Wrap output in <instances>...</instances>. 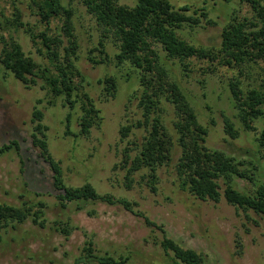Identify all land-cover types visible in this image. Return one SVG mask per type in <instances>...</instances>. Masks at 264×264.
<instances>
[{"label": "rangeland", "instance_id": "rangeland-1", "mask_svg": "<svg viewBox=\"0 0 264 264\" xmlns=\"http://www.w3.org/2000/svg\"><path fill=\"white\" fill-rule=\"evenodd\" d=\"M62 1L74 10L72 21L78 42L75 64L84 76L77 86L90 97L99 116L88 135H77L81 114V101H78L71 110L72 134H65L69 108L62 105V98H57L54 105L48 103L42 79L36 78V84L25 87L0 63V145L17 140L20 146L19 153L10 150L0 156V202L19 205L22 200H30L46 204L44 227L27 219L16 228L9 227L2 232L0 264H73L89 241L95 253L126 256L128 264H170L155 241L162 238V232L122 205L96 200L79 202L80 209L76 203H69L66 208L59 206L52 186V172L32 145L31 133L37 123L33 116L35 110L42 112L41 123L47 127L44 133L49 150L61 162L68 186L90 183L100 194L126 198L133 203L135 211L161 225L168 237L200 253L205 264H264L263 220L251 211L247 218L223 197L213 203L197 200L181 191L174 169L178 152L171 164L157 170L156 190L152 191L142 182L140 174H136L132 188L123 187L124 171L118 166L122 150L140 141L145 134L142 128L132 126L140 117L137 79L127 64L116 65L113 56L117 48L110 39L106 41L110 62L92 64L87 60L88 55L96 60L102 57L95 48L100 39L99 28L80 0ZM169 1L175 7L190 5L191 10L203 8L207 13L206 17H200L199 25H184L178 29L180 37L196 46L218 47L222 28L232 17L251 16L248 5L240 0ZM118 2L127 6L135 4V0ZM15 7L21 11L23 22L42 28L30 0H0V18L10 17ZM53 24L60 22L55 19ZM2 33L18 41L25 54L38 65L53 70L22 28H9ZM63 39L67 45L65 37ZM1 47L0 43V51ZM165 62L194 108L198 121L207 127L204 145L243 161V167L254 173L256 184L263 182L264 160L255 138L264 118L254 120L255 131H246L236 118L228 84L233 77L241 79L243 88L260 83L264 79V62L245 76H240L237 68L197 59L188 61L186 73L177 59ZM106 76L116 80L114 96L106 95V84L100 82ZM166 109L172 116L171 107L166 105ZM224 117L234 122L239 131L237 138L225 133ZM129 126L128 135L123 137L121 128ZM233 183L235 188L248 193L256 187L237 177ZM221 187L222 191V183ZM56 220L68 223V235L55 230Z\"/></svg>", "mask_w": 264, "mask_h": 264}, {"label": "trees", "instance_id": "trees-1", "mask_svg": "<svg viewBox=\"0 0 264 264\" xmlns=\"http://www.w3.org/2000/svg\"><path fill=\"white\" fill-rule=\"evenodd\" d=\"M80 1L100 31V39L95 48L102 57L96 60L88 55L87 60L92 64L110 62L112 58L106 49V41L110 39L117 48L113 56L116 65L127 64L134 72L139 86L137 99L140 117L132 126L142 128L145 134L140 141L122 150L118 166L124 171L123 187L132 188L136 174H140V180L147 183L152 191L156 190L157 170L171 164L178 152L174 169L177 187L181 191L197 200L213 203L220 202L223 197L247 218L251 211L264 222V181L256 184L254 173L243 167V161L204 145L207 127L198 121L194 108L179 83L171 76L165 62L177 59L185 73L189 69L188 61L197 59L237 68L240 76L251 74L254 66L264 62V0H240L248 5L251 16L232 17L222 28L220 45L216 48L196 46L178 34V29L184 25H199L200 17L207 16L203 8L191 10L190 5L175 7L169 0H135L134 6L119 4L118 0ZM30 7L36 10L42 28L23 22L17 7L10 17L3 15L0 18V63L4 70L25 87L36 84V78L42 79L48 103L54 105L57 98H62V105L69 108L65 116L67 135L72 134L71 110L81 101L78 121L80 129L77 135H88L95 118L99 116V110L77 86V82L84 80V76L75 64L78 59V42L72 21L74 10L65 6L62 0H30ZM55 19H58L59 25L53 24ZM9 28H22L53 70L38 65L25 54L18 41L11 36H4L2 31H8ZM63 37L67 45H64ZM100 82L106 84V95L114 96L117 87L115 78L106 76ZM241 84L239 77H233L228 84L235 115L246 131H255L254 120L264 118V79L247 88ZM166 105L171 107L172 116H169ZM33 116L37 123L31 133L32 145L38 149V155L52 172V186L59 206L66 208L69 203H76L80 209L79 202L96 200L120 204L143 216L147 225L162 232V238L155 241L170 264H205L200 253L168 237L161 225L135 211L133 203L126 198L100 194L90 183L68 186L64 181L61 162L49 150L44 133L47 127L41 123L42 112L35 110ZM129 130L130 126L122 127V136L126 137ZM224 131L231 138L239 136L234 122L228 117H224ZM255 140L264 160V124ZM10 150L20 152L17 140L2 143L0 156ZM255 169L256 166L253 167ZM235 177L246 179L256 187L249 193L240 191L234 186ZM45 205L43 201L35 203L30 200H22L19 205L0 202V243L3 231L9 227L16 228L27 219L44 227ZM54 223L57 225L56 231L65 235L70 233L67 222L56 220ZM88 263L128 264V258L95 253L89 241L73 261V264Z\"/></svg>", "mask_w": 264, "mask_h": 264}]
</instances>
